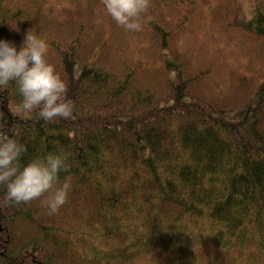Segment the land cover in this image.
Listing matches in <instances>:
<instances>
[{"label": "trees", "instance_id": "obj_1", "mask_svg": "<svg viewBox=\"0 0 264 264\" xmlns=\"http://www.w3.org/2000/svg\"><path fill=\"white\" fill-rule=\"evenodd\" d=\"M151 4L129 32L101 0H0V41L34 29L75 104L46 122L0 87L21 166L70 165L54 215L0 186V264H264V0L245 23L237 0Z\"/></svg>", "mask_w": 264, "mask_h": 264}, {"label": "clouds", "instance_id": "obj_2", "mask_svg": "<svg viewBox=\"0 0 264 264\" xmlns=\"http://www.w3.org/2000/svg\"><path fill=\"white\" fill-rule=\"evenodd\" d=\"M107 15L125 31L143 30L152 7L151 0H101ZM48 43L34 29L28 30L19 51L0 41V87L14 82L21 100L15 106L20 116L35 113L39 119L54 122L74 118L75 104L67 97L68 86L45 59ZM26 148L0 132V186L6 189L3 203H30L41 200L49 215L58 213L68 202L70 185L61 183L60 173L67 172L66 153L49 154L21 166ZM43 198V199H41Z\"/></svg>", "mask_w": 264, "mask_h": 264}, {"label": "rangeland", "instance_id": "obj_3", "mask_svg": "<svg viewBox=\"0 0 264 264\" xmlns=\"http://www.w3.org/2000/svg\"><path fill=\"white\" fill-rule=\"evenodd\" d=\"M239 5V21L240 22H246L249 21L253 15V8L255 5V0H237ZM15 106L14 104L11 105V108L13 112H15ZM238 114H234L231 116H228L229 119L235 120L238 118Z\"/></svg>", "mask_w": 264, "mask_h": 264}]
</instances>
